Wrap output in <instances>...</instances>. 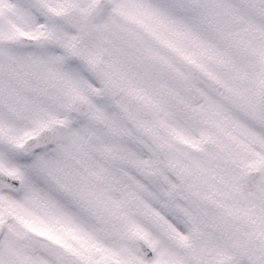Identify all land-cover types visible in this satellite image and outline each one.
<instances>
[{
    "label": "snow or ice",
    "instance_id": "obj_1",
    "mask_svg": "<svg viewBox=\"0 0 264 264\" xmlns=\"http://www.w3.org/2000/svg\"><path fill=\"white\" fill-rule=\"evenodd\" d=\"M0 264H264V0H0Z\"/></svg>",
    "mask_w": 264,
    "mask_h": 264
}]
</instances>
